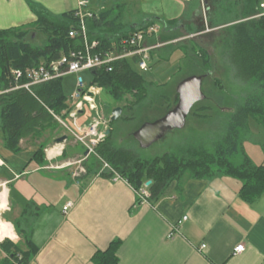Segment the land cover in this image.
<instances>
[{
  "label": "crops",
  "instance_id": "crops-1",
  "mask_svg": "<svg viewBox=\"0 0 264 264\" xmlns=\"http://www.w3.org/2000/svg\"><path fill=\"white\" fill-rule=\"evenodd\" d=\"M80 1L0 0V29L30 26L36 20L31 5L58 16L75 11ZM87 1L94 14L102 9L124 14L125 30L136 18L154 17L156 25L161 22L159 30H166L163 35L193 27L203 31L211 9L209 0ZM161 65L156 73L164 71ZM63 135L66 140L56 142ZM69 139L78 143L63 129L59 134L47 132L40 140H21V150L14 153L4 146L0 133V191L6 197L0 220L10 232L0 243L8 239L25 248L23 238L30 239L37 250L29 264H95L94 254L116 240L118 264H264V193L246 200L237 178L184 176L158 200L142 202L124 179L98 175L96 170L90 177L86 172L75 177L80 163H73L84 153L69 154ZM40 141L47 142L43 165L31 160ZM248 144L244 142L247 155L264 165L262 149ZM68 202L72 206L64 213ZM240 244L244 249L236 253ZM6 256L0 247V262Z\"/></svg>",
  "mask_w": 264,
  "mask_h": 264
},
{
  "label": "trees",
  "instance_id": "trees-1",
  "mask_svg": "<svg viewBox=\"0 0 264 264\" xmlns=\"http://www.w3.org/2000/svg\"><path fill=\"white\" fill-rule=\"evenodd\" d=\"M208 3L211 9L206 13L207 25L212 28L230 25L231 40L228 42L225 56L234 78L251 88L242 97V102L237 103L228 114L223 133L212 143L210 150L196 146L187 148L180 154L168 152L146 159L141 158L132 148L115 144L116 124L121 119L128 122L134 118H123L121 115L116 120L109 119V133L95 147L98 156L90 155L81 161L86 170V177L92 176L95 170L100 171L104 161L135 191L145 188L148 192V202L158 200L171 183L184 176L205 179L223 174L237 178L242 182L240 192L246 200L264 193V165L255 164L244 147V142L264 135V20L254 18L259 11L260 0H209ZM31 8L36 20L30 26L0 29V133L4 146L14 153L21 150V140H40L47 132L50 135L59 134L62 127L54 115L67 119L71 107L64 92L63 77L33 85L30 89H16V84H22L24 80L16 82L12 70L20 69L24 72L26 69L57 60L61 55L68 54L69 50L81 47L78 37L69 36L70 30L78 24L75 11L56 16L35 5H31ZM111 14V9H102L92 19H86L88 39L98 40L101 44L100 50L111 48L121 37H128L130 33L154 25L156 19L142 17L139 21L130 23L129 29L125 30L127 23L123 19L124 14ZM168 24L174 23L168 22L166 25ZM37 31L44 38L42 45L31 41L32 33ZM163 32L159 36H156L157 33L152 34L148 44L166 43L178 38L175 30L164 35ZM197 32L194 27L187 30L191 35ZM201 36L202 34H199L190 38L188 45H173L172 50L182 51V60L190 58V62L186 63L187 67L198 66L195 58L199 52L202 65L209 70L208 54L198 42ZM191 55L194 58L190 57ZM153 59H156V56L151 51L150 63ZM159 60H162V57L157 58V61ZM138 61L137 55L115 61L111 64V71L106 68L97 69L89 72L86 80L89 85L96 84L105 90L115 105L122 107V113L135 109L141 112L142 107H145L148 87H164L168 83H154L155 79L147 74L152 64L149 63L146 70H141ZM183 63L184 61L181 65ZM181 65L173 68L174 73L182 69ZM207 72L201 74L203 79L208 76ZM163 100L166 101V95ZM174 102H177V93ZM199 102L194 104L191 114ZM198 110H205V107ZM251 121L261 129L259 135L252 132ZM46 146V141H40L31 160L45 164ZM102 174L110 177L114 175L108 171ZM148 181L150 183L146 185ZM23 242L25 248L8 239L2 241L0 247L7 256L0 264H29L37 249L31 245L30 239L24 237ZM118 244L119 241L116 240L105 251H97L93 256L94 263L118 264L115 254Z\"/></svg>",
  "mask_w": 264,
  "mask_h": 264
},
{
  "label": "rangeland",
  "instance_id": "rangeland-1",
  "mask_svg": "<svg viewBox=\"0 0 264 264\" xmlns=\"http://www.w3.org/2000/svg\"><path fill=\"white\" fill-rule=\"evenodd\" d=\"M142 18V17H141ZM141 18H137L139 21ZM136 22L132 21L131 23ZM161 25L160 21H156ZM230 25H222L212 28L211 25H207L205 22L201 27L204 28L203 31H198L194 34H188L184 29L177 30L176 36L178 38L173 39L174 41L166 42L165 45L159 47L155 50L154 54L156 59L150 63L148 75H151L155 80L154 83L158 82L160 84L168 83L167 86L157 87L150 85L148 87V95L146 101L144 102L145 107H142L141 112L138 109L134 111H124L122 113L123 118L134 117L133 120L124 121L119 120L116 124L114 142L117 146L132 148L141 158L150 159L163 153L173 152L181 153L185 149H191L196 146H202L205 149L210 150L212 143L223 133L225 122L228 114L234 109L237 103H241L242 97L251 89L249 85L242 84L234 78V74L231 66L227 61L225 56V51L228 42L231 40V33L229 32ZM161 34V29L157 32L156 36ZM202 34L199 39L200 47L206 50L209 57V70L204 67L201 63V58L197 53L195 58L198 64L197 67L186 66V63L190 62V58L182 60V51H173L175 45L182 44L188 45L189 39L193 36ZM32 42L37 45H42L44 38L40 32L32 33ZM173 36L172 34H169ZM150 44V43H149ZM172 45V46H170ZM174 45V46H173ZM190 49V48H189ZM173 52V53H172ZM171 59L169 62H164L162 60L157 61L159 56L165 59L167 55L171 54ZM190 57H193L191 55ZM184 63L181 65V62ZM164 66V71L161 73H156V70L160 66ZM181 65L182 69L174 73L173 68ZM208 70V72H207ZM210 71V72H209ZM204 72L208 73V76L202 81L201 89L205 95V99L200 101L194 113L188 115L185 126L182 129L168 130L164 135L154 143H152L147 148H141L138 142L132 137V133L143 123L154 121L165 114L167 108L171 109L175 106V93L176 86L184 77L196 75L200 76ZM207 75V74H206ZM85 79H88V72L84 73ZM75 77L74 75H65L63 77V87L65 95L67 96V103L71 102L72 94L75 89ZM166 95V101L163 98ZM100 104L105 108L104 111L106 115L110 114V111L115 107V102L109 96V94L102 89L99 96ZM200 107H205V110H198ZM193 111V110H192ZM120 115V116H121ZM85 119L79 116L78 124L85 123L87 121V115L84 114ZM71 125L70 122H68ZM251 130L255 134H260L261 129L256 123L251 121ZM256 138V139H255ZM256 140V141H255ZM252 144H248L251 148L257 147V149H262L264 153V135L253 137ZM67 151L72 153H79L83 155L85 149L80 143L72 144L71 139L67 144ZM237 162V160H236ZM77 170V168H76Z\"/></svg>",
  "mask_w": 264,
  "mask_h": 264
},
{
  "label": "built area",
  "instance_id": "built-area-1",
  "mask_svg": "<svg viewBox=\"0 0 264 264\" xmlns=\"http://www.w3.org/2000/svg\"><path fill=\"white\" fill-rule=\"evenodd\" d=\"M203 2V0H200ZM75 16L78 18L77 27L70 30V37H78L81 47L78 49L69 50L68 54L61 55L57 60H53L47 64L40 65L36 68L26 69L24 72L20 69H13L12 75L15 81L24 80L22 84H16L14 88L30 89L33 85L47 82L53 79L64 77L65 75H74L75 89L72 94L71 102L69 103L70 110L67 114L66 121L61 116L54 115L56 121L62 129L70 135L76 142L80 143L87 151V154L81 160L74 162L80 163L76 173L73 175L78 177L80 173H85L86 170L81 166V161L90 155H96L95 147L104 139L106 131L108 130L109 115H106L104 107L100 104L98 99L102 89L96 84H88L84 77L86 72H94L100 68H106L111 71V64L115 61L137 55L139 57L138 67L141 70H146L150 63V52L164 43L148 44L146 38L152 34H156L159 30L158 25H150L146 29L138 32L130 33L128 37H121L118 42L111 48L100 50L101 44L98 40L90 41L88 39V32L86 28V19H92L95 14L88 9V1L82 0L78 3L75 10ZM254 18H262L264 20V0H260L259 11ZM87 111V121L78 124V118ZM81 112V114H79ZM71 123V125L68 124ZM72 165V163H69ZM104 171L113 172V179H122L114 170L103 161L102 167L98 172L101 175ZM137 197L146 202L148 192L145 188L136 191ZM72 206L68 202L63 207V212L66 213ZM186 217L183 216L182 220ZM180 221H178V224ZM242 244L235 247V252L243 251ZM18 264V262H14Z\"/></svg>",
  "mask_w": 264,
  "mask_h": 264
},
{
  "label": "water",
  "instance_id": "water-1",
  "mask_svg": "<svg viewBox=\"0 0 264 264\" xmlns=\"http://www.w3.org/2000/svg\"><path fill=\"white\" fill-rule=\"evenodd\" d=\"M203 76H188L182 79L176 86L177 102L175 106L165 112L163 116L154 121L143 122L134 132L133 138L138 142L141 148H147L155 141L159 140L166 131L173 129H182L185 126L187 116L192 107L199 101L205 99L202 92ZM122 107L115 106L110 111V120H116L122 114ZM81 113V112H79ZM109 130L106 131V135ZM66 136H60L56 142H63ZM87 151L84 152V155ZM150 182L148 181L146 185Z\"/></svg>",
  "mask_w": 264,
  "mask_h": 264
},
{
  "label": "bare ground",
  "instance_id": "bare-ground-1",
  "mask_svg": "<svg viewBox=\"0 0 264 264\" xmlns=\"http://www.w3.org/2000/svg\"><path fill=\"white\" fill-rule=\"evenodd\" d=\"M6 205V197L4 191H0V211L4 208ZM5 235H10L8 225L3 223L0 220V237L5 236Z\"/></svg>",
  "mask_w": 264,
  "mask_h": 264
}]
</instances>
